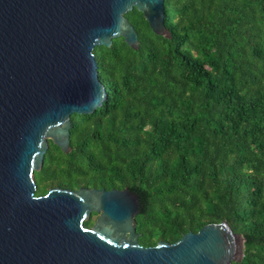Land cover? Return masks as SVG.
<instances>
[{"label": "trees", "instance_id": "trees-1", "mask_svg": "<svg viewBox=\"0 0 264 264\" xmlns=\"http://www.w3.org/2000/svg\"><path fill=\"white\" fill-rule=\"evenodd\" d=\"M165 14L170 37L135 9L140 48L95 49L107 99L72 117L71 153L50 141L36 195L129 189L142 246L227 221L246 239L234 264H264V0H165Z\"/></svg>", "mask_w": 264, "mask_h": 264}, {"label": "water", "instance_id": "water-1", "mask_svg": "<svg viewBox=\"0 0 264 264\" xmlns=\"http://www.w3.org/2000/svg\"><path fill=\"white\" fill-rule=\"evenodd\" d=\"M135 9L156 35L170 37L165 0H0V264L244 260L246 239L227 221L142 246L141 200L129 189L55 187L36 195L50 141L71 153L72 117L93 114L107 99L95 49L120 38L140 48L126 16Z\"/></svg>", "mask_w": 264, "mask_h": 264}, {"label": "rangeland", "instance_id": "rangeland-1", "mask_svg": "<svg viewBox=\"0 0 264 264\" xmlns=\"http://www.w3.org/2000/svg\"><path fill=\"white\" fill-rule=\"evenodd\" d=\"M92 219H93V220H96V216L93 215Z\"/></svg>", "mask_w": 264, "mask_h": 264}, {"label": "flooded vegetation", "instance_id": "flooded-vegetation-1", "mask_svg": "<svg viewBox=\"0 0 264 264\" xmlns=\"http://www.w3.org/2000/svg\"><path fill=\"white\" fill-rule=\"evenodd\" d=\"M95 216H96V220H97V218H98V215H96V214H95ZM96 220H95V222H96ZM95 222H94V223H95ZM93 225H94V224H93Z\"/></svg>", "mask_w": 264, "mask_h": 264}]
</instances>
